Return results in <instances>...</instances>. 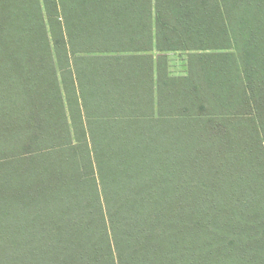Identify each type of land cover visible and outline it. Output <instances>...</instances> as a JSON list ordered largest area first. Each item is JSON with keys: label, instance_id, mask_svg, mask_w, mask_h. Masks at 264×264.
Listing matches in <instances>:
<instances>
[{"label": "trees", "instance_id": "16d2710c", "mask_svg": "<svg viewBox=\"0 0 264 264\" xmlns=\"http://www.w3.org/2000/svg\"><path fill=\"white\" fill-rule=\"evenodd\" d=\"M44 7L0 48V264H264V0ZM153 12L188 75L103 56Z\"/></svg>", "mask_w": 264, "mask_h": 264}, {"label": "crops", "instance_id": "0c3cea01", "mask_svg": "<svg viewBox=\"0 0 264 264\" xmlns=\"http://www.w3.org/2000/svg\"><path fill=\"white\" fill-rule=\"evenodd\" d=\"M44 4L45 2L43 0H0V48H2L4 44L12 38V32L15 31V20L19 21L20 18L19 15H15V12L32 11L33 13H41L45 8ZM152 49L153 47L146 51L139 50L124 54L128 57L151 56L152 58L154 56L158 57L168 54L163 51H159L162 53L153 55L154 53H152ZM156 51H158L157 48ZM153 68L154 71H156V61H154V59Z\"/></svg>", "mask_w": 264, "mask_h": 264}, {"label": "rangeland", "instance_id": "374dc122", "mask_svg": "<svg viewBox=\"0 0 264 264\" xmlns=\"http://www.w3.org/2000/svg\"><path fill=\"white\" fill-rule=\"evenodd\" d=\"M44 2H45L44 6H47L50 2H52V0H44ZM43 16H45V12L43 13ZM46 16H45L44 21L45 20L48 21ZM152 24H153V26H152V36H153L152 53H154L153 55H158V53H162V52L156 51L155 12H153ZM164 53H168V54L164 55L160 61H161V64L167 63L168 66L166 65V67H167V73L169 76L178 78V77H183V76L188 75V60H189V55L192 52L183 50V51H170V52H164ZM123 55H125V54H121V55L120 54H106L103 56L112 57V56H123ZM53 56H54L53 59L55 61V66H56L57 77H58V79L61 80L62 79V73H61V70L57 66V61H56L54 51H53ZM19 58H20L19 56L15 57L14 62H15V59H19ZM153 59H154V61L157 62V57L154 56ZM13 76H14V74H13ZM155 79H156V76H155ZM18 124H22V123H18ZM4 138H6L7 140H14V137H12V135L5 136Z\"/></svg>", "mask_w": 264, "mask_h": 264}]
</instances>
